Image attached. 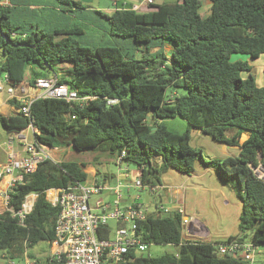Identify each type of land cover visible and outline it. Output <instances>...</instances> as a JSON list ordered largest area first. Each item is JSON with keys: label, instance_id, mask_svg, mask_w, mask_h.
I'll list each match as a JSON object with an SVG mask.
<instances>
[{"label": "trees", "instance_id": "obj_1", "mask_svg": "<svg viewBox=\"0 0 264 264\" xmlns=\"http://www.w3.org/2000/svg\"><path fill=\"white\" fill-rule=\"evenodd\" d=\"M50 1L60 8H85L77 0ZM9 2L0 5V72H7L14 83L32 82L65 65L68 79L58 77V82L80 97H95L83 103L36 98L29 106L30 118L20 111L0 114L4 131L25 128L31 120L39 131L36 139L48 146L98 149L112 157L124 150L130 167L144 165L139 169L143 182L160 183L151 164L155 159H160L162 171L171 168L188 176L197 164L212 167L221 180L232 181L241 202L239 232L225 239L244 240L249 230V239L264 255V179L251 169L264 164V86L255 83L247 60L232 59L234 54L253 59L264 54V0H210L205 15L198 0L152 3L149 11L132 5L111 14L92 10L112 37L93 45L79 41L83 23L44 30L24 15L35 12L27 3ZM244 71L249 74L243 76ZM178 87L185 92L177 93ZM107 98L116 102L107 104ZM10 102L18 108L13 99ZM175 116L186 122L185 131L167 127L164 120ZM191 129L237 150L205 160L201 149L190 143ZM244 131L248 136L239 143ZM85 167L75 160L44 159L8 189V209L0 212V252L5 258L20 261L37 242L54 239L58 208L47 201L45 191L85 181ZM30 193L36 194L33 206L20 224L12 212ZM180 221L177 212L149 214L137 221L136 233L143 241L174 245L176 250L158 256L140 253L120 264H239L231 255L215 253L219 241L182 234Z\"/></svg>", "mask_w": 264, "mask_h": 264}, {"label": "built area", "instance_id": "obj_2", "mask_svg": "<svg viewBox=\"0 0 264 264\" xmlns=\"http://www.w3.org/2000/svg\"><path fill=\"white\" fill-rule=\"evenodd\" d=\"M153 0H143L135 3L132 8L139 10L141 6H147ZM0 93H4L7 100L13 99L19 104L18 111L30 118L29 106L39 97H56L66 101L83 103L95 96H78L74 89L66 83H59L57 74L34 78L32 82L14 83L7 72H0ZM116 102L114 98H107L106 103ZM30 128L31 137L26 130ZM39 131L32 125L31 120L27 127L7 133L4 145L7 148L6 159L0 162V179L9 175L6 191L3 198L7 208L8 189L17 181H21L23 173H31L36 170L38 163L44 159H53L49 150L56 146H48L41 143L35 137ZM19 153V154H18ZM18 154V155H17ZM125 151L113 157L117 165L118 174L99 175L93 171L92 179L75 181L66 187L49 188L45 191L47 201L58 208L54 223V239L49 241L48 262L56 260L62 264H120L132 261V255L143 253L149 243L143 241L136 233L137 221L144 220L147 215L180 214V224L183 234L192 236L205 233L204 227L193 215L185 213L184 206L174 196L175 186L162 183L143 182L139 169L143 167H130L124 160ZM153 161L156 164H153ZM151 164L158 166L160 159L153 160ZM253 174L264 179V164L259 162L251 166ZM114 176V177H113ZM113 184L108 182L113 179ZM122 187L128 193V188L146 189L155 200L152 207L144 206L136 199L123 201ZM104 191L114 196L112 201L108 197L99 196L90 204L93 195H101ZM163 194L168 195V201L160 200ZM36 194L30 193L24 197L20 208L12 212L18 222L23 224V219L31 211ZM8 209V208H7ZM114 225L110 226L109 221ZM107 236H104L105 231ZM207 234V233H205ZM215 253L218 256L231 255L239 261V264H255L256 257L264 262L262 249L249 240H240L238 237L224 239L214 243ZM24 252L22 261L24 264H35ZM10 259L7 264H15ZM259 264V263H258Z\"/></svg>", "mask_w": 264, "mask_h": 264}, {"label": "rangeland", "instance_id": "obj_3", "mask_svg": "<svg viewBox=\"0 0 264 264\" xmlns=\"http://www.w3.org/2000/svg\"><path fill=\"white\" fill-rule=\"evenodd\" d=\"M33 4H40L41 7H37L35 12H23L26 17L34 24H38V26L44 30L48 29H60L57 27H62L58 23V21H62L58 15L63 14L64 12L60 10H55L53 6L55 3L50 0H29ZM87 0H82L85 2ZM85 4V3H83ZM90 6H99V5H112V0H91V2H87ZM201 12V11H200ZM102 29L97 34L90 31L85 37L80 38L79 41L82 44H97V42H86L85 40H94V41H108L111 39V36H107L104 31V27L99 25ZM112 40V39H111ZM1 56V54H0ZM236 54L232 56L234 59ZM60 71L58 72V68L55 66L50 70V73L57 74L58 77L65 76L68 79V69L65 65H61L59 67ZM252 74L254 78L258 79L259 72L256 65H253ZM50 73L48 75H50ZM177 93L185 92L184 88L178 87L176 89ZM0 114L1 115H9L11 114V109L9 106V102L3 101L0 104ZM165 124L168 128L175 132H183L186 129V122L180 117L175 116L172 118H168L164 120ZM196 129H191V140L190 143L192 146L201 149L202 155L205 160L208 159H218L224 157L226 155H230L233 152V146H229L224 143H219L213 140L210 136L205 134L196 133ZM28 137H31L32 131L30 128L26 130ZM0 134H5L4 130L0 127ZM244 135L241 136L239 141H242ZM65 151L59 156L57 161L62 160H75L80 163H84L86 166V172L88 173V180L92 179V171L99 173V175L108 174H118L120 171L118 170L117 165H115L113 157L107 151H101L98 149H85V150H76L70 145L64 146ZM155 165L156 162L153 161ZM195 172H203L201 180H196L195 182L188 181V184H195L194 186H187V181L178 182L180 179L184 177V175L179 174L174 169H167L166 171H162L159 166H156L158 169V173L156 174L158 181L162 184H169V186H175V188H179L180 192L176 189L175 197L179 203L182 202L185 213L189 215H193L199 223L204 225L205 233L198 236L197 234L192 235V238H200L206 240H214V241H222L228 235H235L239 232L238 230V218L241 213V202L236 196L235 188L233 187L232 181L228 180L224 182L219 178V176L214 171H204L206 170L202 164H197ZM92 168V170L90 169ZM132 167V166H131ZM0 183V212L5 209V204L3 198L5 197L4 193L6 191V186L3 189L2 183ZM108 182L113 184V180L109 179ZM179 186V187H176ZM123 201H131L135 195H139L136 199L138 202L142 203L144 206L152 207V203L154 202V196H150L146 189L140 188H128V193L122 187ZM178 193V195H177ZM99 196L103 198L108 197L109 201L114 199V196L111 193L104 191L101 195H93L90 200V204L92 205L94 200ZM168 195L163 194L160 200L168 201ZM182 199V201H181ZM109 225L113 226L114 221L110 220ZM183 234V232H182ZM186 235V234H185ZM251 232L247 230L245 232V239L249 240ZM187 236V235H186ZM236 237V236H235ZM49 244L46 241L37 242L32 248L27 249V255L30 257V260H34L35 264H44L45 257L49 252ZM176 247L170 244H150L148 248L143 252L145 255L149 256H158L164 252H175ZM9 259L5 258L3 252H0V261L7 262ZM17 261V260H15ZM261 264L260 258L257 256L255 264ZM15 264H24L23 261L16 262Z\"/></svg>", "mask_w": 264, "mask_h": 264}, {"label": "crops", "instance_id": "obj_4", "mask_svg": "<svg viewBox=\"0 0 264 264\" xmlns=\"http://www.w3.org/2000/svg\"><path fill=\"white\" fill-rule=\"evenodd\" d=\"M14 1L25 2V3H27L26 6L29 7L30 9H36L37 7H41L40 4H33L29 0H14ZM41 1H43V0H41ZM77 1L80 4H82L85 8H83V9H74L72 7H67V6L60 8V7L56 6V5L53 6V8L55 10H60V11L64 12L63 14H59L58 15V17L62 20V21H58V23L60 25H62V27L69 28L74 23H77V22L78 23H83V25H85V27L82 29L84 33H83L81 39L83 37H85V35H87L88 32H90V31H92L95 34H97L99 32V30H100L101 31L100 34H102V29L99 27V25H101L105 29V24L102 21L101 17L99 15L91 12L92 10H99V11L104 12L106 14H111L116 8H118L120 6L133 5L135 3L143 2V0H112V5L111 6H108V5H104V6H102V5L90 6L89 4H87V2L90 3L91 0H87L85 2H82V0H77ZM168 1H172V0H153V4H159V3H162V2H168ZM200 1H201V7H200L201 14L205 15V14H207L209 12V7H210V3L211 2H210V0H200ZM83 3H85V4H83ZM0 5H4L5 6V5H11V4H10L9 0H0ZM152 9H153L152 6L147 5V6H141L138 11H149V10H152ZM84 18L89 19L91 23L90 24L87 23V21H85ZM62 27H57V28H62ZM107 36H110V35L107 34ZM111 39H109L108 41H111ZM85 41L86 42H99V41H94L92 39L91 40H85ZM102 41H104V40H102ZM165 49L169 50L170 46L166 45ZM238 58L242 59V60H247L249 62L250 66H251L250 70H249V73L253 76V78H254V75L252 74L251 70H252L253 65L257 66L258 72H259V77H258V79L255 77L254 81H255V83L258 86H264V54H260L257 58H254V59L250 58L248 55H245V54H236L234 59H238ZM1 60H2V56H0V61ZM249 73L244 71V72H242V75L243 76H247ZM3 101L9 102V106H10V109H11V114H14V113L18 112V109L10 102V100H7L6 95L4 93H0V104L3 103ZM4 132H5V134H3V135L0 134V162H3L6 159V155H7V148L4 145V141L6 139L7 132L6 131H4ZM197 132H199V134H202L200 130H197L196 133ZM226 134L230 135L231 131L230 130L226 131ZM242 135H244V138H243V140H244V139L247 138L248 133L246 131H244L241 134V136ZM241 136H240V138H241ZM242 141H239V143H241ZM232 146L234 147V148H232L234 151L237 150V146H235V145H232ZM64 151H65V147L64 146H56L54 148H51L49 150V153L51 154L53 159H58L59 156H61V154ZM260 157H262V156H260ZM263 157H264V155H263ZM55 161L58 162L57 160H55ZM90 169L92 170L91 167H90ZM205 169L206 170H204V171H213L212 167L205 168ZM84 170H86V167L84 168ZM92 173H93V171L91 172V174ZM179 174L184 175L182 173H179ZM202 174H203V172L201 171L199 173L194 172L193 174H191L189 176L188 175H184V177L182 179H180L178 182L180 183L182 181H187L186 188L187 187L189 188L190 186H194L195 184L189 185L188 181L195 182L196 180H199V179L201 180ZM109 175H114L115 176L116 174H108V176ZM7 177H8V179L10 178L9 175H7ZM112 180H114V178ZM0 182H1V180H0ZM167 185H169V184H167ZM176 187H179V186H176ZM194 187H196V186H194ZM179 188L178 189L174 188L175 189L174 193L176 192V189H177L178 192H180V195H181V190ZM177 195H178V193H177ZM174 196H175V194H174ZM181 197H182V195H181ZM182 199H183V197H182ZM182 199H181V201H182ZM227 236H228V234H227ZM48 248H50V245H49ZM25 253L27 255V250L25 251ZM20 261H22V259ZM20 261H18V262H20Z\"/></svg>", "mask_w": 264, "mask_h": 264}, {"label": "bare ground", "instance_id": "obj_5", "mask_svg": "<svg viewBox=\"0 0 264 264\" xmlns=\"http://www.w3.org/2000/svg\"><path fill=\"white\" fill-rule=\"evenodd\" d=\"M2 180L4 181L2 184V187H3V189L5 188V186L7 185V181H8V177L7 176H4L2 179H1V182H2ZM0 182V183H1Z\"/></svg>", "mask_w": 264, "mask_h": 264}, {"label": "water", "instance_id": "obj_6", "mask_svg": "<svg viewBox=\"0 0 264 264\" xmlns=\"http://www.w3.org/2000/svg\"><path fill=\"white\" fill-rule=\"evenodd\" d=\"M198 1H200V0H198Z\"/></svg>", "mask_w": 264, "mask_h": 264}]
</instances>
